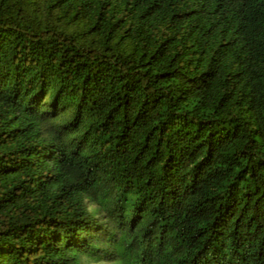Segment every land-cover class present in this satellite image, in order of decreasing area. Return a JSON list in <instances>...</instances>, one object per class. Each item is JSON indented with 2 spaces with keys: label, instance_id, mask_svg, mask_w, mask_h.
Returning a JSON list of instances; mask_svg holds the SVG:
<instances>
[{
  "label": "trees",
  "instance_id": "trees-1",
  "mask_svg": "<svg viewBox=\"0 0 264 264\" xmlns=\"http://www.w3.org/2000/svg\"><path fill=\"white\" fill-rule=\"evenodd\" d=\"M0 264H264V0H0Z\"/></svg>",
  "mask_w": 264,
  "mask_h": 264
}]
</instances>
